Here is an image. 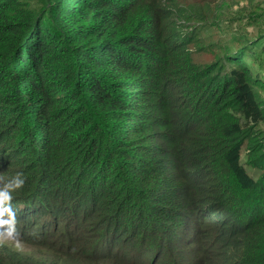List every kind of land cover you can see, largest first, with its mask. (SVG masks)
<instances>
[{
	"label": "trees",
	"instance_id": "16d2710c",
	"mask_svg": "<svg viewBox=\"0 0 264 264\" xmlns=\"http://www.w3.org/2000/svg\"><path fill=\"white\" fill-rule=\"evenodd\" d=\"M229 2L0 0V264H264V29L195 58Z\"/></svg>",
	"mask_w": 264,
	"mask_h": 264
},
{
	"label": "rangeland",
	"instance_id": "374dc122",
	"mask_svg": "<svg viewBox=\"0 0 264 264\" xmlns=\"http://www.w3.org/2000/svg\"><path fill=\"white\" fill-rule=\"evenodd\" d=\"M217 0H183V5L187 7H195L196 5H204L206 3H211L210 7L214 10ZM230 6L225 8L221 18L216 20V16L209 17L206 24L201 23L198 27L203 28L200 35V45H202L203 52L196 53L195 58L198 63H207L215 59V56L220 52V46L224 45L228 40L232 44L231 36L233 33H239L245 31L248 34L255 35L264 29V18H258L257 22L250 23L246 20L237 19L239 11L244 8V2L242 0H232L229 2ZM264 9V5H263ZM191 10V9H190ZM236 45V43H235ZM264 74V70H263ZM244 162V159H243ZM245 164V163H244ZM246 167V170L252 177L257 176V171L252 170L251 168ZM24 248V247H22Z\"/></svg>",
	"mask_w": 264,
	"mask_h": 264
},
{
	"label": "clouds",
	"instance_id": "9594fccd",
	"mask_svg": "<svg viewBox=\"0 0 264 264\" xmlns=\"http://www.w3.org/2000/svg\"><path fill=\"white\" fill-rule=\"evenodd\" d=\"M15 179V188L17 190L22 189L25 180L22 178L21 173H17L14 177ZM10 199V196L6 191H0V205H3L6 201ZM8 216V221L4 222L0 220V228H5V223H7V229L5 231H0V246L2 245H11L14 246L17 250H21L23 246V241L19 231L17 230L14 219V213H12L8 208H0V218Z\"/></svg>",
	"mask_w": 264,
	"mask_h": 264
}]
</instances>
